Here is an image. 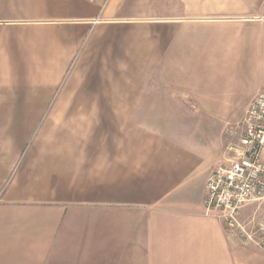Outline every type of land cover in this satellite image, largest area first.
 <instances>
[{
	"label": "crops",
	"instance_id": "obj_1",
	"mask_svg": "<svg viewBox=\"0 0 264 264\" xmlns=\"http://www.w3.org/2000/svg\"><path fill=\"white\" fill-rule=\"evenodd\" d=\"M261 81L264 0H0V264H264L203 208Z\"/></svg>",
	"mask_w": 264,
	"mask_h": 264
},
{
	"label": "built area",
	"instance_id": "obj_2",
	"mask_svg": "<svg viewBox=\"0 0 264 264\" xmlns=\"http://www.w3.org/2000/svg\"><path fill=\"white\" fill-rule=\"evenodd\" d=\"M234 151L235 158L216 167L206 182L204 213L221 221L236 243L264 250V87L248 107ZM251 205L255 209L243 221Z\"/></svg>",
	"mask_w": 264,
	"mask_h": 264
},
{
	"label": "rangeland",
	"instance_id": "obj_3",
	"mask_svg": "<svg viewBox=\"0 0 264 264\" xmlns=\"http://www.w3.org/2000/svg\"><path fill=\"white\" fill-rule=\"evenodd\" d=\"M262 83H264V82L261 81V82H260V85H262ZM257 85H258V84H257ZM239 115H240V114H239ZM238 131L240 132V129H238ZM246 209H248V210H246ZM246 209H245V210L248 211V212H249V211H250V212H253L254 209H255V206H254V205H251V206H248ZM245 210H244V211H245ZM250 214H251V213H250Z\"/></svg>",
	"mask_w": 264,
	"mask_h": 264
}]
</instances>
